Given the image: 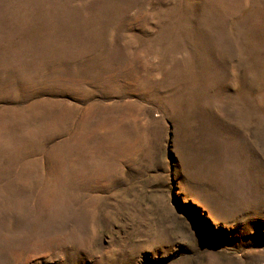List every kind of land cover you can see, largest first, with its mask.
<instances>
[{"label": "rangeland", "instance_id": "1", "mask_svg": "<svg viewBox=\"0 0 264 264\" xmlns=\"http://www.w3.org/2000/svg\"><path fill=\"white\" fill-rule=\"evenodd\" d=\"M0 264H264V0H0Z\"/></svg>", "mask_w": 264, "mask_h": 264}]
</instances>
